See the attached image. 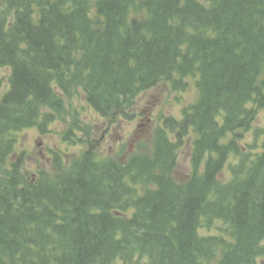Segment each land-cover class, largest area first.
I'll return each mask as SVG.
<instances>
[{
    "label": "trees",
    "instance_id": "obj_1",
    "mask_svg": "<svg viewBox=\"0 0 264 264\" xmlns=\"http://www.w3.org/2000/svg\"><path fill=\"white\" fill-rule=\"evenodd\" d=\"M1 1L0 68L10 76L0 99V264H257L264 126L251 145L237 138L264 108V0ZM190 78L197 101L180 120L163 119L150 153L124 164L88 153L31 177L13 159L16 134L42 131L45 106L62 109L58 91L80 90L105 117ZM187 140L194 171L179 183L172 173ZM214 221L227 239L200 235Z\"/></svg>",
    "mask_w": 264,
    "mask_h": 264
},
{
    "label": "rangeland",
    "instance_id": "obj_2",
    "mask_svg": "<svg viewBox=\"0 0 264 264\" xmlns=\"http://www.w3.org/2000/svg\"><path fill=\"white\" fill-rule=\"evenodd\" d=\"M197 1L204 4V0ZM9 74L8 68H0V98L9 88ZM196 81L197 78L190 79L187 85L177 90H174L171 84L165 83L141 92L133 99L131 112L134 114L133 118L123 116L117 121L110 116L102 118L86 103L79 91L60 92L58 94L62 109L55 112L57 110L55 105L46 107L45 111L51 114L45 118L43 133H40L38 126L19 132L13 156L21 159L22 166L29 175L40 169L53 174L56 172L57 163L67 165L86 151L99 158L119 162L129 157L150 153L155 132L162 125V119L165 117L180 119L182 110L196 102L198 98ZM263 126L264 109H259L252 124L253 133H242L237 142L242 140L241 147L256 142L255 132ZM68 129L72 131V141L68 140V134L64 136ZM231 137L229 134L226 138ZM186 142L177 152L172 173L179 183L188 181L194 171L191 162L193 159L191 141ZM236 160L235 157H230V161L219 174L220 180H229V167ZM197 162L196 170L200 173L203 162L200 159ZM223 229L221 223L215 222L209 228L203 229L201 235L224 237ZM219 261L217 258L210 264H219ZM256 263L264 264V257L256 258Z\"/></svg>",
    "mask_w": 264,
    "mask_h": 264
},
{
    "label": "bare ground",
    "instance_id": "obj_3",
    "mask_svg": "<svg viewBox=\"0 0 264 264\" xmlns=\"http://www.w3.org/2000/svg\"><path fill=\"white\" fill-rule=\"evenodd\" d=\"M241 178V177H240ZM215 218V217H214ZM211 219V218H210Z\"/></svg>",
    "mask_w": 264,
    "mask_h": 264
}]
</instances>
